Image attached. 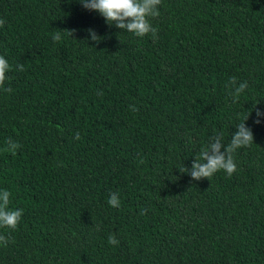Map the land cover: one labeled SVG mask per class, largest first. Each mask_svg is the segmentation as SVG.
Instances as JSON below:
<instances>
[{
	"label": "trees",
	"instance_id": "obj_1",
	"mask_svg": "<svg viewBox=\"0 0 264 264\" xmlns=\"http://www.w3.org/2000/svg\"><path fill=\"white\" fill-rule=\"evenodd\" d=\"M158 8L153 38L78 0H0V190L23 209L0 264H264V0ZM249 112L231 176L179 171Z\"/></svg>",
	"mask_w": 264,
	"mask_h": 264
},
{
	"label": "clouds",
	"instance_id": "obj_2",
	"mask_svg": "<svg viewBox=\"0 0 264 264\" xmlns=\"http://www.w3.org/2000/svg\"><path fill=\"white\" fill-rule=\"evenodd\" d=\"M78 3L85 9L99 13L106 24L115 26L117 29L134 34L137 37H143L151 34L153 38L156 36L157 29L150 23V18H155L160 15L158 6L161 0H78ZM4 20L0 19V26H3ZM91 39L97 43L102 39L92 29H88ZM68 34L72 32L68 30ZM54 41L61 40V33L55 32L52 36ZM19 70H23V65H17ZM11 70L8 61L0 56V86L6 79V72ZM236 78L230 77L228 85H236ZM227 85V87H228ZM248 87L247 82H240L235 86L234 91L230 92L232 102L236 103L241 93ZM5 91H11L10 88ZM132 107L133 111L137 109ZM255 107V106H254ZM257 119L254 123H260L258 117L262 115L259 108H255ZM250 112L244 117L243 121L235 126L236 131L232 134L230 142L227 145L222 143V133H217L210 138L209 143L200 151L192 163L191 170L183 165L179 167V171L189 172L191 177L200 179L201 177L210 178L217 171L223 170L228 176H231L236 171V164L233 159V153L241 147L249 146L253 143V132L251 128L244 123L249 118ZM75 139H80L79 133H76ZM215 140V142H212ZM224 151L221 152V147ZM20 145L16 142L7 141L4 151L15 154V150ZM206 161V162H204ZM10 192L8 190H0V228L15 230L21 219L23 209L9 208ZM108 204L113 207H119L120 200L116 193H111L108 199ZM147 210L141 209V214ZM9 239L0 234V245L7 246ZM108 242L117 244L118 241L113 235H109Z\"/></svg>",
	"mask_w": 264,
	"mask_h": 264
}]
</instances>
